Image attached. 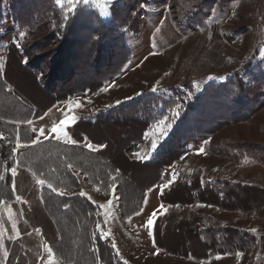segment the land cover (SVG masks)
<instances>
[{
	"label": "rangeland",
	"instance_id": "374dc122",
	"mask_svg": "<svg viewBox=\"0 0 264 264\" xmlns=\"http://www.w3.org/2000/svg\"><path fill=\"white\" fill-rule=\"evenodd\" d=\"M120 1L88 0V3H83L81 0L77 4L75 10L79 6L95 10L109 25L108 28H116L115 41L108 39L106 44L110 52L101 59L103 64L108 62L118 73L95 91L87 89L63 101L72 99L68 102L71 108L81 114L92 113L95 117L109 115L117 119L122 112H127L124 124H105L93 129L86 125L83 129L98 141L108 140L109 150L105 155L131 174L132 180H128L123 188L128 197L135 199L141 187L155 185L147 191L143 209L126 218L120 209L116 187L104 193L98 186L85 183V177L76 170L78 181L84 185L81 192L99 206L101 234L109 239L123 264H257L261 258L258 247L248 254L205 256L204 244L195 228L209 224L207 220L203 222L206 216L231 231L236 229V233H239L237 229L249 230L256 231L260 239L264 237V197H260L264 196V163L252 158L234 159L222 149L226 143L264 147V105L242 113L241 110L247 106L243 96H250L244 95L245 92L234 85L241 79L242 85L249 88L250 81L260 72L259 68H264V0H159L158 4V0H123L121 6L132 16L131 27L125 29L113 20L112 7ZM68 7L65 4L60 9L69 14L75 12H69ZM3 10L0 66L7 60L5 57L10 44L15 43L21 48L25 37L19 20L9 7L5 6ZM78 28L73 29L70 41L77 37ZM118 43L125 47L120 55L116 51ZM71 52V57L75 58L71 65L66 56L62 66H58L55 55L44 57L39 63L31 59V63L42 70L38 74L43 77L45 85L51 86V70L57 66L60 70L67 69L70 77L77 71L81 60L89 59L87 49L74 48ZM98 57L99 53L94 52L90 63ZM251 75L253 78L250 80ZM8 78L22 93L40 105L44 103L43 108L51 104L46 97L54 100L47 89L41 87L36 75L19 64L16 55L9 54ZM214 92L218 93L211 97ZM9 97H2L0 92L1 112L7 115L17 110V105L8 107L5 101ZM238 99L242 105L234 103ZM58 116L54 115L52 119ZM135 117L148 121L149 125L128 120ZM225 120L227 123L224 124ZM158 125L165 134L161 133ZM154 141L158 145L156 149L152 148ZM179 154L172 165L164 166L160 179L157 166L145 167L131 162L161 161ZM198 177L205 183L225 178L249 185L254 190L247 196L239 194L236 200H217V205L204 210L205 204L194 201ZM166 191H170L166 196L168 203L161 201L162 193ZM18 192L20 196L15 203H4L1 208L0 230H5L4 221L8 220L19 235L18 225L22 224L19 208L34 235H42L48 247L46 234L53 231V226L40 210L39 198L31 197L36 192L31 190L27 194L21 189ZM259 199L262 206L257 205ZM173 212L178 222L169 223L165 233L159 234L160 245L157 246L154 235L156 220ZM149 219H153L151 226L147 223ZM7 232L0 231V238ZM189 250L194 254L189 256ZM261 261L264 263V256Z\"/></svg>",
	"mask_w": 264,
	"mask_h": 264
},
{
	"label": "trees",
	"instance_id": "16d2710c",
	"mask_svg": "<svg viewBox=\"0 0 264 264\" xmlns=\"http://www.w3.org/2000/svg\"><path fill=\"white\" fill-rule=\"evenodd\" d=\"M122 1L113 5L112 14L117 26L125 29L131 27L132 16L128 9L121 6ZM5 6H8L13 16L19 20V27L25 34L21 48L15 43H11L8 48L7 64L3 73L5 83L13 84L9 78L6 79L9 54L16 55L19 58V64L26 66L32 74L36 75V80L41 87L46 88L54 99L51 102L52 105L87 89L95 91L118 73V70L115 68L113 70L108 62L103 64V59H101L106 55V52H110V47L107 49L106 44L108 39H111L112 42L115 41L116 28L112 27L113 30L108 28L109 25L97 15L95 10L79 6L74 13L69 14L61 10L62 8L60 9L56 0H0V22L4 20L3 8ZM77 26L79 27L77 37L70 41L69 37ZM81 27L82 29H80ZM36 35L38 38L32 39ZM49 47L53 48L46 51ZM123 47L122 44H119L116 49L118 55L122 53ZM74 48L77 50L80 48L83 51L87 49L89 61L81 60L77 71L68 77L67 69L60 70L58 66L63 65L61 62L65 60V56L69 59L70 65L75 62V58L71 57V50L73 51ZM125 51L127 50L125 49ZM94 52L99 53V57L95 59L94 63H90ZM53 55L58 57V66L51 70L53 73L52 83L48 87L45 85L43 77H39L38 72L41 74L42 70L33 65L31 59H36V63H39L44 57L48 58ZM125 59L127 60V57ZM259 70L260 72L254 78L253 75L250 76L249 79L253 78L254 80L250 81L249 88L242 85L244 83L241 79H238V84L233 82L245 92L244 95L249 94L250 96V98L243 96V102L246 101L247 106L241 110L242 113L252 111V109L254 111L264 105V68H259ZM56 80V87L53 88ZM16 89L18 91V88ZM19 93L25 99L30 98L21 91ZM217 93L214 92L211 97ZM207 97L208 94L205 95L204 100ZM234 103L242 105L239 99ZM37 107L36 116L43 115L47 110V107L43 108L38 104ZM233 112L238 114L236 110ZM130 114L132 115V113ZM126 115H128L127 112L125 114L122 112V116L117 119H113L109 115L96 116L94 119H79L71 127V133L75 139L73 142L52 138L39 141L37 132H34L26 124L17 126L14 123L0 121V130L6 133V136L1 140L2 150L0 152V210L4 203H13L16 200L17 179L22 178L23 182L19 186L21 191L27 194L31 190L38 193L35 196L32 194L31 197L39 198L37 204L53 226V231L46 234V240L54 254L65 264H123L118 260L117 253L109 239L104 238L101 234L102 217L99 206L86 196L81 195L84 185L80 180L78 181L75 171H80L81 175L85 177V183L98 186L104 193H109L116 187L121 201L120 209L126 218L143 209L146 193L155 183L141 187L139 195L135 199L128 197L123 188L128 180H132L131 174L115 165L111 158L105 155V152L109 150L108 140L98 141L89 131L83 129L86 125L92 129L105 124L118 126L125 123L123 120L126 119L123 118ZM229 118L227 116V119ZM128 120L144 123L145 126L149 125L148 121L139 119V117ZM223 123H227V120ZM87 141L90 142L91 147L85 145ZM18 143H22L24 146L18 148ZM93 145L97 147L94 148ZM225 145L222 149L234 159L252 158L259 163H264V147L258 148L236 143H226ZM179 156L180 154L173 155L172 158L161 161L131 160V162L145 167L157 166L160 168V171L158 170L160 179L164 166L172 165ZM13 168L16 169L15 176L10 173ZM28 178H33L35 184H30ZM39 180H44L45 184L41 185ZM196 183L198 188L194 201L205 204L204 210L210 205H217V200L224 201L227 198L236 200L239 194L247 196L248 192L252 193L254 190L249 185L234 183L225 178L205 183L202 178L198 177ZM48 184H51L52 188H49ZM30 186H32L31 189H29ZM170 191L162 193V202H169L166 196ZM60 192L65 194L60 195ZM260 197L264 196L260 195ZM257 205H263L261 199L258 200ZM173 215H175L174 212L167 213L156 220L154 235L157 246L160 245L159 234L165 233V228L169 223L178 222L176 216ZM38 217H42L41 214H38ZM205 220L209 223L207 226L195 228L200 241L204 244L205 256L248 254L250 250L258 247L262 259L260 258L257 264H264L261 261L264 256V237L260 239L256 231L237 229L239 233H236V229L231 231L229 227L222 226L221 223L213 221L210 217L206 218L205 216L203 222ZM69 241H71L70 244ZM66 243L68 245L64 248ZM188 254L190 256L194 254V251L189 250Z\"/></svg>",
	"mask_w": 264,
	"mask_h": 264
},
{
	"label": "crops",
	"instance_id": "0c3cea01",
	"mask_svg": "<svg viewBox=\"0 0 264 264\" xmlns=\"http://www.w3.org/2000/svg\"><path fill=\"white\" fill-rule=\"evenodd\" d=\"M8 48V47H7ZM6 56V54H5ZM7 58V56L5 57ZM7 60L4 61V64L0 66V92L3 95H9L10 99H3L6 103L8 102V107L10 105L16 106L17 110H14L11 114L7 115L4 114V112H1L0 108V121L1 122H9L14 123L17 126L20 124H26L28 127H30L32 130L35 129L34 132H37L38 138L37 140H45L48 138L52 139H59L65 142H73L75 141L72 133H71V127L74 125L76 121H78L81 118H95V116L92 113H79L78 110H75L73 107L71 108L68 105V102L70 101H63L58 102L52 105L51 98H47L49 100V103L47 106V110L45 113L41 116H36L38 112V106L42 107L44 103L33 101V99L28 98L25 99L23 96H21V93H19V89L17 91L16 85L13 84H4L5 78H4V71L6 69ZM3 81V82H2ZM13 97V99H12ZM13 100V101H12ZM14 102V104H12ZM2 104V103H1ZM5 105V104H2ZM71 110H70V108ZM54 115H59L56 119H52ZM67 116L75 117V122L67 127H65L62 131L56 133L52 132L51 129L54 127H57L60 125L62 121H64ZM47 122H50V125H46L44 127V124H47ZM44 127V128H43ZM41 129H43V135H41ZM6 136V133L0 130V144H1V150H2V142L1 140ZM20 142V141H19ZM86 146L90 145V142L87 141L85 143ZM22 143H18V148L23 147ZM91 146V145H90ZM1 152V151H0ZM15 169V168H14ZM11 174L12 170L10 171ZM16 175L13 174V176ZM30 184H35V181L33 178H28ZM17 179V192L16 196L17 198L20 196V193L18 192L20 189V184L22 178L18 181ZM16 182V179H15ZM38 195V193H36ZM16 200L13 202L15 203ZM9 204V203H8ZM7 204V205H8ZM12 204V203H10ZM0 213H2V209L0 210ZM18 214L19 217L22 219V224L19 226V235H17V230H15L14 225L11 224L10 221L6 220L5 222V230L8 231L7 233H2V238H0V264H65L63 263L52 251L49 253L47 250L50 248L49 243L48 247L46 246V242L44 238L41 236L34 235L35 233L32 232V228L28 226V220L24 219V213L18 208ZM1 218V214H0ZM1 224V220H0ZM4 229L0 231H5ZM2 241V242H1ZM47 241V240H46ZM48 242V241H47ZM40 247V249H39ZM46 248V249H44Z\"/></svg>",
	"mask_w": 264,
	"mask_h": 264
},
{
	"label": "snow or ice",
	"instance_id": "6c2138e0",
	"mask_svg": "<svg viewBox=\"0 0 264 264\" xmlns=\"http://www.w3.org/2000/svg\"><path fill=\"white\" fill-rule=\"evenodd\" d=\"M80 2H81V0H56L57 5L60 6V7H62V8L65 6V4H67L69 6L68 7V11L69 12L74 11L75 8H76V6H77V4L80 3ZM82 2L83 3H88V0H82ZM21 35H23V34H21ZM117 103H119V101ZM79 106L80 105L77 104V107H79ZM176 115H178V113H176ZM74 122H75V117L67 116V118L60 123V125H58L57 127L52 128L51 131L58 133V132L62 131L65 127L73 124ZM162 124H163V121L161 122V125ZM158 127H160V125H158ZM33 131H35V129H33ZM40 131H41V135H43V129H41ZM160 131H161L162 134H165L162 127H160ZM33 142H36V141H33ZM157 146H158L157 143L154 141L152 143V148L153 149H156ZM89 147H91V146L89 145ZM200 151L203 152L204 150L203 149H200ZM15 172H16V169L13 168L12 169V173L15 174ZM38 182L41 185H44L45 184V181L44 180H39ZM48 187L49 188H52V185L51 184H48ZM59 194L60 195H64L65 193L64 192H60ZM81 195H87V194L86 193H81ZM154 217H155V213H153V218ZM147 223H148L149 226H151L153 224V219H149L147 221ZM97 227L99 228V225H97ZM48 251H49V253H51L52 252V249L51 248H48Z\"/></svg>",
	"mask_w": 264,
	"mask_h": 264
}]
</instances>
